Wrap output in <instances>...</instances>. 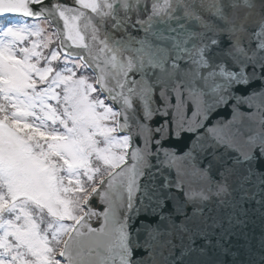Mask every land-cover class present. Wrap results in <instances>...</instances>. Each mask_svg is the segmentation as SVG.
<instances>
[{"label": "snow or ice", "instance_id": "obj_1", "mask_svg": "<svg viewBox=\"0 0 264 264\" xmlns=\"http://www.w3.org/2000/svg\"><path fill=\"white\" fill-rule=\"evenodd\" d=\"M0 264H264V0H0Z\"/></svg>", "mask_w": 264, "mask_h": 264}]
</instances>
